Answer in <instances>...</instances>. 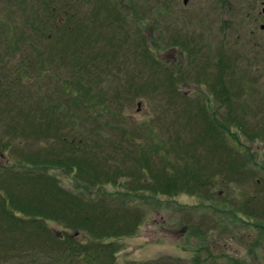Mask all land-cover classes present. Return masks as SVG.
Returning a JSON list of instances; mask_svg holds the SVG:
<instances>
[{"label": "trees", "instance_id": "16d2710c", "mask_svg": "<svg viewBox=\"0 0 264 264\" xmlns=\"http://www.w3.org/2000/svg\"><path fill=\"white\" fill-rule=\"evenodd\" d=\"M36 1L38 16L29 23L31 31L27 35L35 31L36 41L41 44L48 40L49 45L37 46L45 47L39 51H35V44L30 46L35 57L24 60L27 66L19 60L20 68L13 75L5 62L0 61V153L11 152L22 164L32 165L19 170L0 169V264H117L119 248L111 240L133 235L144 220L146 209L153 201L161 202L162 197L173 202L174 213L185 233L201 241L202 246L191 255V264H205L213 259L210 254L213 249L208 251L205 243L224 225L217 213L228 219L227 234L233 233L231 225L239 224L252 225L259 234H264L263 194L252 196L246 192L242 198L233 200L232 208L228 207L229 202L233 204L230 196L236 189L250 184L258 187L260 183L254 179L257 164L237 150L232 141L244 146L238 135L243 132L248 136L247 121L252 117L247 103L234 104L235 98L248 93L244 94L240 83L246 84L243 77L238 83H234L232 76L227 77L233 74L232 61L217 64L213 74H207L206 66L203 73L200 72L202 76L196 73L194 83L208 88L210 94L209 97L204 94L208 98L199 95L191 99L179 91L189 74H182L175 66H165L155 57L143 54L151 66L153 79L144 81L147 84L142 95L163 94L161 117L165 119L171 114L167 125L166 120L158 122L159 129L165 133L163 143L153 145L135 135L133 130L125 132L120 123L124 105H132L139 99L140 95H135L139 90L129 89L126 81L125 85L106 91L102 82L110 70L124 72L123 67H118L123 58L115 59L121 50L120 56L125 53L120 45L124 40L128 47L138 41L141 45L144 40H139L140 35L134 38L135 42L129 41L124 24L118 31L110 32L111 36L120 33L122 43L116 37L112 45H103L96 52L88 53L75 43L89 37V29L73 31V17L60 13L64 12V7L73 6L72 0ZM80 2L81 9L91 3L90 0ZM51 3L61 7L51 6ZM111 13H115L114 10ZM111 17L105 12L103 23ZM62 18L68 20V26L58 29L56 26ZM97 19L89 20L93 30L103 27L95 23ZM55 20H59L56 25ZM73 33L72 40H68ZM23 35L26 36L19 33L15 41L8 37L3 60L8 61V55L13 53L16 56L22 53L19 43H24ZM3 38L1 32L0 44H4ZM42 62H50L51 66L56 63L55 70L62 68L68 78L58 79L57 71L55 78L50 69L42 68ZM24 68L30 71L25 77L18 76ZM44 75L55 80L54 91L49 87L51 80L38 87ZM63 90L71 91L74 96ZM39 95L45 99V107ZM95 110L109 116V123L102 124ZM85 111L86 116L78 114ZM257 113L251 123L260 138L264 137V112ZM177 119L176 124L182 125L175 127L172 123ZM187 133L190 136L183 141ZM42 142L43 148L34 151L32 146ZM26 148L33 152H26ZM55 168L76 172L87 188L111 184L116 191L103 190L100 195L73 193L48 172ZM261 170L264 175V169ZM221 186L230 195L227 193L229 198L217 201L216 191ZM181 195L199 199L200 203L179 204L175 199ZM51 221L75 234L58 237L48 227ZM255 245H259V241ZM201 251L206 253L203 260ZM220 256L228 258L224 253ZM143 264L179 263L175 259H163ZM234 264L246 263L234 260Z\"/></svg>", "mask_w": 264, "mask_h": 264}, {"label": "rangeland", "instance_id": "374dc122", "mask_svg": "<svg viewBox=\"0 0 264 264\" xmlns=\"http://www.w3.org/2000/svg\"><path fill=\"white\" fill-rule=\"evenodd\" d=\"M36 0H0V35L1 32L4 36V44H0V61L5 62V66L8 67V72L13 75L20 66L19 60H22L24 66V60H32L35 57L32 54L34 51L31 50L30 46L35 44L36 49L42 50L45 45H49V41L45 40L41 49V44L37 42L38 35L35 31L33 34L27 35L31 29H29V23L34 21V17L38 16L37 1ZM44 1V0H42ZM47 1V0H46ZM59 1V0H57ZM91 3L88 7L81 9V2L79 0H72L73 6L64 7V12H60L67 16L73 17L72 30L75 31L77 28L85 29L90 31V36L84 38L81 41H77L75 44L84 50H88V53H94L99 48L112 45L119 37V43L123 41L120 39V33L117 36H111L110 32L118 31L119 27L126 25L125 35H128L129 41L140 35L139 40L144 43L128 47L126 46L125 40L123 44L124 55H121V51L115 54V59H121L120 66L123 67L124 72L108 71L106 78L102 79L105 83V90L111 91L117 88V85H125L127 81V87L129 89L135 87L139 94V99L132 105H124L122 111L124 117L120 123L123 125L125 132L135 131V135L142 136V140L150 142L151 144H161L164 141L165 133L159 129L158 122L166 120V125L169 123L170 115L165 119H162L161 112L163 109V102L165 97L161 93L149 92L147 95H142L143 90L147 82L145 80H152L151 66L143 58L145 56L155 57L161 64L165 66H175L180 73H187L189 76L185 77L187 80L182 83L179 87V91L184 93L189 98L202 95L205 98L209 97L210 90L203 85L194 83V75L200 71L203 73L204 67L206 66L207 74H213L215 66L222 61H232L233 74L227 76L234 79V83L239 82V78L243 77L245 80L244 84L242 81L241 86L243 89L244 96L235 98L234 104L239 106L240 103H247L248 111L252 113L251 121H247L248 136L243 132H239L238 138L244 144V146L238 145L235 140L233 144L237 150L251 157L257 164V170L254 171V179L260 182L258 187H254L253 184L246 187H240L236 189L235 194L231 193L230 199L233 204L228 203V207L232 208L236 197L242 198L246 195V192L252 196H256V193L264 195V175L261 169H264V137H257L256 129L251 123L254 121L257 111L259 113L264 112V42L259 38H251L250 27L247 24L248 15L252 14L255 9L258 12L261 0H203L202 12L197 18H192L190 12H180V10H171L168 7V0H90ZM103 1V2H102ZM106 2V4L104 3ZM48 2V1H47ZM103 3V6H102ZM218 3V4H216ZM51 6H58V4H50ZM108 6V9L106 7ZM120 9V10H119ZM199 9V8H198ZM114 10L115 13H111ZM105 12H108L110 16L114 17V20L108 18L104 23L102 17ZM123 13V15L121 13ZM255 12V15H256ZM254 13V12H253ZM46 15V13H45ZM44 15V16H45ZM93 18H99L95 23L103 25L100 29H92L89 20ZM137 20V21H135ZM59 20H55L54 24L58 23ZM177 21V22H176ZM87 22V25H85ZM68 26V20L64 18L60 19L58 29ZM188 27V28H187ZM123 29V28H122ZM121 29V30H122ZM181 33L188 35L187 39L182 40L184 37ZM23 35L24 43H19V49L22 51L21 54L16 56L15 53L8 55V61L3 60L4 50L8 49V37L12 38L13 41L17 38L18 34ZM74 33L67 39L72 40ZM123 37V36H122ZM177 39V42L174 39ZM175 39V40H176ZM173 40V41H172ZM191 42L192 50L190 55L188 47ZM125 43V44H124ZM256 43V44H254ZM28 44H30L28 46ZM145 49V50H144ZM147 49V51H146ZM118 50V49H116ZM144 50V52H142ZM144 54V55H143ZM207 59V60H206ZM26 62H28L26 60ZM43 63V62H42ZM55 66L50 62L43 63L42 68L44 70L50 69L55 77L57 71L58 79L68 78L64 74L65 70L62 68L60 71L55 70ZM228 68V66H226ZM30 71V70H29ZM26 68L22 69L18 76L25 77L26 73L29 72ZM35 72V71H33ZM55 72V73H54ZM127 73H130L128 75ZM190 73H192L190 75ZM33 74V73H31ZM116 74V75H115ZM201 74V73H199ZM35 75V74H34ZM202 76V74H201ZM216 75H213L215 78ZM56 78V77H55ZM43 80L40 81L38 87L45 86L44 83H48L51 80L49 87H54L55 80L49 79L47 75H44ZM190 79V80H188ZM136 80L137 83H136ZM124 82V83H123ZM43 83V84H42ZM37 84V83H36ZM202 84V83H201ZM200 85V86H199ZM35 87V86H34ZM142 89V91H140ZM53 90V89H52ZM54 91V90H53ZM65 94L74 96L71 91L63 90ZM53 94V93H52ZM110 95V93H108ZM208 97H206V95ZM33 97H36V92H32ZM60 96H64L60 95ZM42 101L43 107L46 105V101L42 95L38 96ZM212 99V98H210ZM246 100V101H245ZM212 104L214 103L212 99ZM256 101V105L254 103ZM56 102V101H54ZM89 104V103H88ZM88 104L86 106H88ZM166 104L164 105V107ZM256 106V107H255ZM123 107V106H122ZM257 109V111H256ZM254 110V113L253 111ZM94 112V111H92ZM98 114L100 122L102 124L109 123V116H103L98 110H95ZM85 115L87 112L78 113ZM196 115V114H194ZM193 115V116H194ZM257 118V116H256ZM174 119V116H173ZM247 119V117H246ZM175 120V119H174ZM176 122L172 125L176 127ZM171 123V122H170ZM193 123V122H192ZM191 125V122L189 123ZM179 128V127H177ZM86 129V128H84ZM139 132V134L136 133ZM105 132L108 134L107 130ZM264 133V132H263ZM188 136V137H187ZM183 141L189 138L190 134L187 133ZM231 142V141H230ZM229 142V143H230ZM242 144V145H243ZM44 143L40 145H33L34 151L42 147ZM238 145V146H237ZM183 149V147H182ZM32 149L26 148L27 151ZM252 152V154H248ZM170 157V156H169ZM171 158V157H170ZM250 158V159H251ZM172 159V158H171ZM26 167L31 168L32 165L22 164L18 157L16 158L11 152L0 153V169L13 168L18 169ZM54 175L60 182L61 186L76 194L88 195H100L103 190L108 193H114L115 187L111 184H105L96 188L85 187L81 183V180L77 178L76 172L70 173L63 169L55 168L48 171ZM223 192V193H222ZM217 201L219 198L227 199L230 192H227L224 186L217 188L216 191ZM222 194V196H220ZM262 197V196H261ZM230 200V201H231ZM179 204L182 205H199L200 200L185 195L179 196L175 199ZM219 202H224L220 200ZM152 205L146 209L145 217L136 232L133 235L112 239L118 244L119 251L116 254L117 264H143L148 262L159 261L163 259H175L179 264H191V255L197 247L202 246L201 241L195 237H191L185 233L180 222H178L174 213L173 202L169 199L162 197L161 202L153 201ZM207 204H210L208 202ZM219 208L221 206H218ZM226 207V208H228ZM224 208V207H221ZM221 218L220 231L213 233L207 242L205 243L208 251L213 256L211 261H207L205 264H234V260L246 264H264V234L259 232L252 226L248 225H235L231 228L233 233H226L230 228L228 227V219L223 215L217 213ZM250 223V222H249ZM48 227L58 236L65 237V233H70L71 236L75 234L72 230H66L55 222H48ZM109 241V240H107ZM259 241V245H255ZM185 248L182 249V245ZM255 245V246H254ZM204 252V251H203ZM201 251V260L206 257V253ZM224 253L226 257L222 258L220 255ZM213 262V263H210ZM82 264V263H80Z\"/></svg>", "mask_w": 264, "mask_h": 264}, {"label": "flooded vegetation", "instance_id": "af4514ba", "mask_svg": "<svg viewBox=\"0 0 264 264\" xmlns=\"http://www.w3.org/2000/svg\"><path fill=\"white\" fill-rule=\"evenodd\" d=\"M216 1L219 2V0H216ZM261 1H262L261 5L259 6L260 11L258 10V12H256L258 8L252 11L251 16L249 14L247 17V20H248L247 24H248V27H250L251 38H259L260 40H263L264 42V0H261ZM202 3H203V0H168V7L171 10H180V12H190V14L187 15L188 18H189V15H191V17L195 19L202 12L201 11ZM255 12H256V15H255ZM180 34L181 36L184 37L182 40L187 39L188 35H186L185 33H181V32ZM175 39L174 41L177 42V39L176 40ZM188 50H189L190 55L193 56L191 51L195 49L192 48L191 42L189 44ZM196 73H200V71H197Z\"/></svg>", "mask_w": 264, "mask_h": 264}]
</instances>
